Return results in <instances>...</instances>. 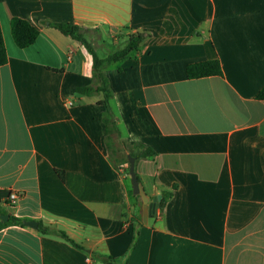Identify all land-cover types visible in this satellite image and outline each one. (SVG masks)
Instances as JSON below:
<instances>
[{"label": "crops", "instance_id": "obj_1", "mask_svg": "<svg viewBox=\"0 0 264 264\" xmlns=\"http://www.w3.org/2000/svg\"><path fill=\"white\" fill-rule=\"evenodd\" d=\"M12 18L37 29L32 45H14ZM47 23L104 57L143 36L104 70L123 141L156 154L135 163L138 196L123 154L107 157L104 107L74 94L90 56ZM0 30V211L81 248L8 226L0 264H264V0H0ZM208 60L221 77L187 78Z\"/></svg>", "mask_w": 264, "mask_h": 264}, {"label": "trees", "instance_id": "obj_2", "mask_svg": "<svg viewBox=\"0 0 264 264\" xmlns=\"http://www.w3.org/2000/svg\"><path fill=\"white\" fill-rule=\"evenodd\" d=\"M48 26L55 28L62 35L69 37L71 40L80 44L82 49L90 56V77L91 84L88 86L77 87L74 94L77 97H95L97 104L104 107L105 115L103 117L104 131H105V150L110 162L116 166L118 164V154L122 153L125 161L128 163L127 155L135 159V163L140 160H151L155 157V152L140 144H133L130 147L123 141L119 126L117 125L116 116L113 110L112 100L113 95L110 89L109 80L106 77L104 70L108 67L119 63L138 49V46L143 40V36L138 33L131 34L128 38L127 44L124 48L109 53L103 58H100L94 48L88 43L84 36V32L78 26L69 23H47ZM10 35L14 45L18 49H24L32 45L37 36V29L29 22L20 19L12 18L9 24ZM7 62V55L0 30V67ZM186 76L188 79H200L210 76H222V70L218 60H208L204 62L190 64L186 67ZM257 100L264 101V86L256 95ZM169 192L162 193L161 200L158 202L159 207H163L166 201L170 198ZM0 215H6L5 212L0 211ZM25 220H20L9 215L7 221L3 222L0 218V229L8 226H18L27 228L24 225ZM36 232L42 235L54 236L60 238L76 248H80L67 234L61 230L53 229L38 223ZM137 232L134 230L133 239H135ZM111 259V258H110Z\"/></svg>", "mask_w": 264, "mask_h": 264}, {"label": "water", "instance_id": "obj_3", "mask_svg": "<svg viewBox=\"0 0 264 264\" xmlns=\"http://www.w3.org/2000/svg\"><path fill=\"white\" fill-rule=\"evenodd\" d=\"M127 160H128V178H129L132 194L138 196L140 194V185L138 183L135 174V159L130 155H127ZM138 199L140 198L138 197ZM157 199L160 200V196H158ZM8 217H9L8 215L0 216L3 222L7 221ZM24 225L33 230H36L38 228V222L32 220L24 221Z\"/></svg>", "mask_w": 264, "mask_h": 264}, {"label": "built area", "instance_id": "obj_4", "mask_svg": "<svg viewBox=\"0 0 264 264\" xmlns=\"http://www.w3.org/2000/svg\"><path fill=\"white\" fill-rule=\"evenodd\" d=\"M17 199H18V194L14 191H10L7 196V201H8V203L6 204L7 208L12 210L13 204L15 203Z\"/></svg>", "mask_w": 264, "mask_h": 264}, {"label": "rangeland", "instance_id": "obj_5", "mask_svg": "<svg viewBox=\"0 0 264 264\" xmlns=\"http://www.w3.org/2000/svg\"><path fill=\"white\" fill-rule=\"evenodd\" d=\"M112 47L113 48H107V49L112 51V50H115V49H118V48H122L123 47V44H121L119 46H112ZM97 54H98V56L100 58H103L104 57L103 51H101V50H98Z\"/></svg>", "mask_w": 264, "mask_h": 264}]
</instances>
